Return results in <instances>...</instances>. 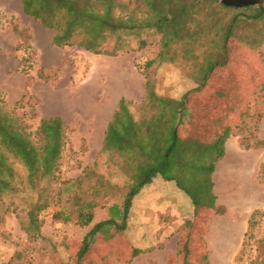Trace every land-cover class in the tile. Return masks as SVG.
Instances as JSON below:
<instances>
[{"label":"rangeland","instance_id":"374dc122","mask_svg":"<svg viewBox=\"0 0 264 264\" xmlns=\"http://www.w3.org/2000/svg\"><path fill=\"white\" fill-rule=\"evenodd\" d=\"M122 1L130 2L135 17L146 16L143 0ZM244 8L227 10V20L234 14L242 20L227 43V63L210 74L204 90L190 94L192 115L182 121L185 135L206 145L236 126L212 175L218 210L199 208L194 195L176 179L158 174L134 196L125 230L98 233L93 256L104 253L110 264H183L181 246L187 241L193 264H246L256 254L253 241L245 260L237 262L252 214L264 212V18L252 21ZM208 37V33L199 37L197 53L206 48ZM161 38L155 30L143 28L127 35L123 41L131 49L116 55L95 54L76 45L58 47L52 32L25 14L19 0H0V99L33 132L44 117L65 120L70 133L61 159L62 180L76 179L87 166L98 163L100 171L123 187L116 196L99 199L88 226L54 221L53 212L62 204L46 209L41 234L34 236L21 224L31 192L0 195V264L73 263L80 240L96 222L109 217L112 203L122 202L126 178L107 154L100 153L121 98L130 102L139 118L147 81L154 83L157 93L175 98L203 82L193 60H160ZM14 164L20 178L26 179L23 165ZM183 179L188 183L190 177ZM90 182L91 178L85 186ZM257 219L256 237H261L264 215ZM133 247L141 252L132 255ZM84 263L95 261L84 258Z\"/></svg>","mask_w":264,"mask_h":264},{"label":"trees","instance_id":"16d2710c","mask_svg":"<svg viewBox=\"0 0 264 264\" xmlns=\"http://www.w3.org/2000/svg\"><path fill=\"white\" fill-rule=\"evenodd\" d=\"M21 2L28 15L53 31V43L58 47L76 45L95 54L116 55L131 49L123 41L127 35L139 34L141 29L147 28L162 36L161 61L189 58L202 74L203 82L182 98L161 95L156 92L154 83L147 81L146 96L140 106L143 113L139 118L131 111L130 102L121 98L108 122L100 153L107 154L111 165L117 166L125 176L127 191L121 203L109 206V217L96 222L80 240L77 260L67 264H85L84 258L92 259L94 264H110L104 253L93 256L92 245L100 240L95 241L98 233L125 230L134 196L158 174L167 180L176 179L180 187L194 195L198 207L218 210L212 175L216 163L225 155L226 142L236 126H229L214 144L206 145L187 137L182 121L192 115L190 94L204 90L210 74L220 64L227 63V43L242 21L235 14L229 20L225 18L232 7L217 0H143L148 10L146 16L139 19L133 14L134 8L130 9V2L122 0ZM242 11L252 21L264 18V6H249ZM24 32V29L19 30L21 36ZM207 33L210 35L208 45L197 53L199 37ZM69 133L68 124L60 116L44 117L37 131H30L22 118L0 99V195L31 192L26 218H21V224L32 236L41 234L42 214L46 209L62 204L53 212L54 221L88 226L95 218L99 199L116 196L123 189L100 171L98 163L87 166L76 179L60 178ZM15 162L25 168L26 179L20 178ZM187 175L190 180L184 183ZM89 178L90 185L85 186ZM258 214L264 215V212L252 214L237 262L245 260L248 247L254 241L256 254L250 255L246 264H264V235L256 237L255 231ZM182 245L183 264H193L188 255V241ZM140 252L141 249L133 247L132 255Z\"/></svg>","mask_w":264,"mask_h":264},{"label":"water","instance_id":"95a60500","mask_svg":"<svg viewBox=\"0 0 264 264\" xmlns=\"http://www.w3.org/2000/svg\"><path fill=\"white\" fill-rule=\"evenodd\" d=\"M220 3L231 7H248L252 5H262L264 0H218Z\"/></svg>","mask_w":264,"mask_h":264},{"label":"crops","instance_id":"0c3cea01","mask_svg":"<svg viewBox=\"0 0 264 264\" xmlns=\"http://www.w3.org/2000/svg\"><path fill=\"white\" fill-rule=\"evenodd\" d=\"M20 1V3H21V8H22V11L25 13V14H27L25 11H24V8H23V4H22V2H21V0H19ZM32 17V16H31ZM34 18V17H33ZM34 19H36V18H34ZM36 20H38V19H36ZM39 21V20H38ZM40 22V21H39ZM40 27L43 29V30H46L47 32L50 30V32H52V42H53V31L51 30V29H49V28H46V27H44L42 24H41V22H40ZM22 29H24V28H22ZM41 33H45L44 31H41ZM159 176V175H158ZM165 194H166V191L164 192ZM133 205V204H132ZM51 221H52V219H51Z\"/></svg>","mask_w":264,"mask_h":264}]
</instances>
